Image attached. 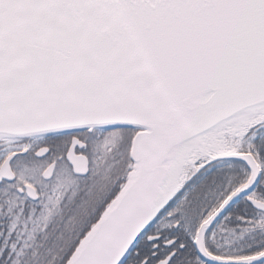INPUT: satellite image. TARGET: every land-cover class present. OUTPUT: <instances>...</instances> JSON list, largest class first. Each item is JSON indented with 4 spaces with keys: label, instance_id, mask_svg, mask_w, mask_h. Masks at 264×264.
I'll return each mask as SVG.
<instances>
[{
    "label": "snow or ice",
    "instance_id": "obj_1",
    "mask_svg": "<svg viewBox=\"0 0 264 264\" xmlns=\"http://www.w3.org/2000/svg\"><path fill=\"white\" fill-rule=\"evenodd\" d=\"M0 264H264V0H0Z\"/></svg>",
    "mask_w": 264,
    "mask_h": 264
}]
</instances>
